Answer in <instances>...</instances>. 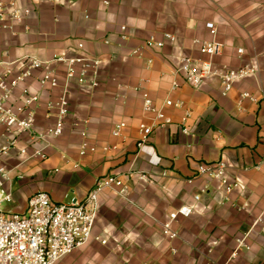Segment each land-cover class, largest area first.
Instances as JSON below:
<instances>
[{"label":"crops","instance_id":"0c3cea01","mask_svg":"<svg viewBox=\"0 0 264 264\" xmlns=\"http://www.w3.org/2000/svg\"><path fill=\"white\" fill-rule=\"evenodd\" d=\"M17 1L32 12L16 36L0 31V61L84 54L104 63L99 88L71 89L66 131L52 142L49 159L18 169L24 178L12 182L14 201L8 205L17 200L20 205L10 209L25 211L38 191L57 203L84 201L96 179L110 174H122L130 186L128 199L110 190L100 195L93 238L59 264H264V166L256 168L264 152V0ZM207 23L218 29L215 37ZM166 33L175 41L147 50L144 59L131 56L150 37L163 40ZM212 39L224 44L213 60L216 68H258L256 77L236 83L226 96L217 77L193 86L173 75L182 56L204 58L196 40ZM148 58L153 59L150 65ZM174 79L179 87L172 90ZM31 87L38 89L36 82ZM138 88L158 107L167 99L184 102L193 112L190 134L179 125L184 109L164 107L173 123L156 129L138 152L139 125L152 117L143 112ZM243 93L255 100L242 98ZM46 100L38 110L39 132L54 123ZM121 122L127 126L116 138L112 129ZM83 128L97 148L85 156L80 155ZM18 161L12 157L7 164ZM219 161L241 184L231 194L219 181L197 174L200 163ZM138 172H147L149 179H139ZM184 206L192 213L178 217L174 229L179 238L169 240L163 223ZM245 237L251 249H240L231 258Z\"/></svg>","mask_w":264,"mask_h":264},{"label":"built area","instance_id":"2783aa9c","mask_svg":"<svg viewBox=\"0 0 264 264\" xmlns=\"http://www.w3.org/2000/svg\"><path fill=\"white\" fill-rule=\"evenodd\" d=\"M31 12V9L21 7L17 0H0V31H8L16 36L17 27L25 24ZM206 27L215 37L218 31L216 26L207 23ZM126 29L125 26L121 27L124 32ZM166 41L174 42L175 36L166 33L163 40L152 36L142 46L134 48L131 56L144 59L147 50L163 48ZM195 43L204 58L182 56L173 74L181 75L190 85L199 86L206 80L217 77L222 85V95L226 96L236 83L257 76L258 68L253 65H245L239 69L216 68L213 60L222 54L224 48V44L216 39L196 40ZM83 47L82 43L78 44L80 50ZM239 53L243 54L244 50L239 49ZM147 62L150 65L153 59L148 58ZM103 63L100 58L84 54H56L48 60L24 56L12 61H0V264H59L63 258L82 248L93 238L99 213V197L105 190L114 191L121 198L128 199L130 186L124 181L123 175L110 174L96 179L93 190L84 201L74 199L70 203H57L47 192L38 191L29 197L25 211L3 210L4 204L14 201L12 182L14 179L24 178L18 171L20 166L34 160L47 161L52 142L64 135L70 116L71 89L74 86L91 90L99 88ZM32 82H36L37 90L32 89ZM178 87L179 83L174 79L172 90ZM18 90L20 97L16 99ZM138 90L141 91L144 114L152 116L149 124L141 122L139 125L138 152L149 142L156 129H166L173 123L164 107L184 109L179 125L183 134H190L188 122L193 112L185 108L184 102L167 99L163 107H158L146 90ZM44 96L47 97V116L53 118L54 123L46 132H39L38 110ZM242 98L255 100L248 93H243ZM126 126L124 122L116 124L112 135L122 137ZM80 136V155L85 156L88 152L97 150L88 142L86 128L80 130ZM115 148L105 147L104 150ZM12 157L19 161L10 166L7 160ZM262 166L264 152L256 168L261 169ZM197 174L219 181L226 194L241 187L225 161L200 163ZM136 175L141 180L149 179L147 172H138ZM195 199L199 200L200 196ZM191 213L192 209L189 207L178 209L163 223V235L169 240L178 239L179 233L174 229V224L179 216L188 217ZM259 221L261 218L257 223ZM240 249H251L246 243V237L238 241L231 258H235Z\"/></svg>","mask_w":264,"mask_h":264},{"label":"rangeland","instance_id":"374dc122","mask_svg":"<svg viewBox=\"0 0 264 264\" xmlns=\"http://www.w3.org/2000/svg\"><path fill=\"white\" fill-rule=\"evenodd\" d=\"M18 189H20V186L18 185V184H15V186H14V190H15V192H18L17 190ZM18 205H20V202L17 200L16 201V203H14V204H11V205H8V204H4L3 205V210H5V211H9V210H11L10 208L11 207H18Z\"/></svg>","mask_w":264,"mask_h":264}]
</instances>
